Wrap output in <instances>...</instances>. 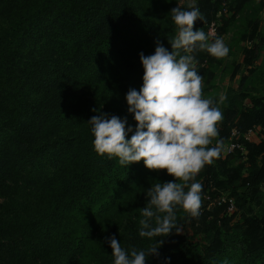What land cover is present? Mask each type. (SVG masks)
<instances>
[{
	"label": "trees",
	"instance_id": "16d2710c",
	"mask_svg": "<svg viewBox=\"0 0 264 264\" xmlns=\"http://www.w3.org/2000/svg\"><path fill=\"white\" fill-rule=\"evenodd\" d=\"M247 1L197 0L204 20L195 21L193 30L219 36L223 6L231 3L239 11ZM168 5L169 0H0V264H113L110 236L126 251L159 247L160 237H139L132 215L162 170H148L143 161L126 168L98 155L87 123L103 113L126 118L135 129L125 95L142 85L139 54L154 53L147 44L157 40L171 51L176 25L166 14ZM248 22L253 24L240 35L257 43L243 49L247 68L264 49L258 22ZM195 59L203 82L214 80L219 59L206 51ZM249 100L246 107L214 100L222 120L213 145L219 139L223 147L234 130L243 150H221L196 180L202 198L216 188L231 189L250 214L233 224L228 201L200 207L197 217L178 208L179 226L187 222L195 234L209 235L204 249L198 254L173 232L147 264H164L165 258L168 264H264V97ZM255 127L263 129L259 140L244 141ZM237 156L248 164L244 177L242 165L231 166ZM243 187L249 193H237ZM230 232L238 236L236 252L225 247Z\"/></svg>",
	"mask_w": 264,
	"mask_h": 264
},
{
	"label": "clouds",
	"instance_id": "9594fccd",
	"mask_svg": "<svg viewBox=\"0 0 264 264\" xmlns=\"http://www.w3.org/2000/svg\"><path fill=\"white\" fill-rule=\"evenodd\" d=\"M169 14L176 25L175 36L168 40L171 51L156 42L153 54L145 56L141 52L142 85L125 95L135 129L127 125L126 118L103 113L87 123L98 155L116 158L126 168L143 161L146 169L164 170L173 177L147 188V202L140 208L138 235L149 240L160 237L156 241L159 247H131L126 251L110 236L106 243L113 264H147L149 257H159L164 238L182 231L176 210L183 209L192 217L199 215L203 186L196 176L222 150V140L216 139L213 145L222 112L214 100L202 95L203 78L196 68L195 53L206 51L219 59L228 55L229 48L222 37L210 39L201 28L193 30L195 21L204 20L196 0H189L186 7L177 5ZM164 264H168L167 258Z\"/></svg>",
	"mask_w": 264,
	"mask_h": 264
},
{
	"label": "rangeland",
	"instance_id": "374dc122",
	"mask_svg": "<svg viewBox=\"0 0 264 264\" xmlns=\"http://www.w3.org/2000/svg\"><path fill=\"white\" fill-rule=\"evenodd\" d=\"M172 4L166 10V14L177 7H186L189 0H169ZM197 2V0H196ZM222 20L218 23L220 25L222 37L229 48V53L224 58H219V65L215 70L216 77L210 82H203L202 79V95L204 98H209L217 101L219 104H230L233 101H237L238 105L246 107L250 104V97H264V49L261 51L259 59L252 63V66L248 67L244 63L243 49L250 48L253 44L257 43V39H249V36L241 37L240 34L244 33L245 26L248 25V20L257 21L258 29L257 35L264 36V0H248L243 4L241 10L237 11L235 5L225 4L223 6ZM171 17V16H170ZM253 24V23H249ZM213 28L209 31V34L213 32ZM175 34L172 36L174 37ZM156 41L150 42L149 46L155 50ZM146 47L145 43L142 44ZM154 52V51H153ZM252 71V73H250ZM245 78L243 86H240V80ZM224 97V99H221ZM219 125V122H218ZM263 132L260 127H255L253 131L254 137H258ZM215 139V138H214ZM213 139V141H214ZM231 166L236 167L242 165V171L240 175L243 177L246 175L245 172L249 170L248 164L245 163L242 157L231 158ZM158 182L164 183L173 179V177L168 176L164 170L160 172ZM187 190V189H185ZM231 189H217L212 191L211 196L207 198L201 197V207L204 210L213 209L214 206L222 203L223 201L229 202V208L227 210L229 215H234L231 223H237L236 220L240 218L242 213L250 212L245 211V209L240 207V201H237L231 195ZM237 193H249L246 187L237 190ZM261 196H264V186L260 191ZM143 205H139L134 214L132 215L133 220H139L142 218L140 213V208L144 207L146 204V198L142 201ZM251 207L255 209L252 203ZM129 226V224H128ZM182 231L178 234L183 238V242H188L192 248L200 254L204 249L209 235L208 234H195L190 228L188 223H183L181 226ZM238 236L234 233H229L227 236L228 241L225 244L227 251H235L238 247L237 243ZM229 264H234L230 262Z\"/></svg>",
	"mask_w": 264,
	"mask_h": 264
},
{
	"label": "built area",
	"instance_id": "2783aa9c",
	"mask_svg": "<svg viewBox=\"0 0 264 264\" xmlns=\"http://www.w3.org/2000/svg\"><path fill=\"white\" fill-rule=\"evenodd\" d=\"M211 34L213 33L211 32ZM237 136H238L237 132L233 130L227 144L223 145L222 147V152L224 155L232 154L236 149H239L241 151L243 150L242 146L239 145L238 142H236ZM242 138L244 141H248V142H257L259 140V136L254 137L253 130L247 131V133L244 134Z\"/></svg>",
	"mask_w": 264,
	"mask_h": 264
}]
</instances>
